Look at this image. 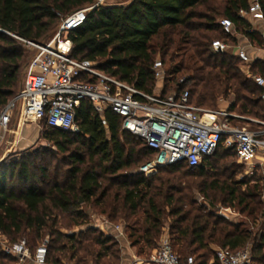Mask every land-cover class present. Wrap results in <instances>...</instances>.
<instances>
[{
	"label": "trees",
	"instance_id": "obj_1",
	"mask_svg": "<svg viewBox=\"0 0 264 264\" xmlns=\"http://www.w3.org/2000/svg\"><path fill=\"white\" fill-rule=\"evenodd\" d=\"M258 1L264 15V0ZM93 2L0 0V108L16 93L14 87L23 54L13 35L39 42L38 39L54 24L59 26L62 18ZM249 4V0H128L125 4L106 3L92 9L83 25L67 33V39L71 41L70 54L76 59L96 61L105 74L146 93L153 92L156 80L152 66L159 56L164 69L163 95L187 90L191 104L213 110L220 96L224 98L233 93L234 100L227 108L229 112L236 109L239 115L264 120L262 89L242 73L238 57L230 51L215 54L210 50L214 39L237 44L236 36L226 35L221 30L219 20L222 17L231 19L236 33L245 36L251 45L264 46L260 33L250 30V23L238 16V12L248 9ZM258 67L264 76V61L260 58L253 61L252 73H256ZM178 73L182 77L177 78ZM170 82L174 83L172 90L166 91ZM234 120L229 119L231 124ZM75 123L78 127L75 132L42 123V138L54 143L60 151L66 152L75 145L69 155L71 166L65 182L55 180L44 189L33 179L24 159L0 163V235L8 241L14 242L19 236L31 232L38 238L47 228L54 210L72 215L77 225L84 223L85 213L79 205L82 199L83 203L92 202L93 206L99 207L97 213L106 216L111 223L119 213L120 217L127 219L142 209V220L135 218L130 226L125 223L123 230L131 246L141 244L151 252L157 247L153 242L161 235L163 217H173L168 237L182 264L188 257L184 256L186 252L195 254L198 250L203 252L194 264H208L210 259H213L212 264H217L215 253L210 255L211 244L237 250L251 242L249 230L228 221L222 223L193 202H188L185 208L182 199L173 200L171 193L165 195L164 187L169 191L180 190L171 184L178 177L160 176V173L171 175L180 172L207 177L208 171H213L208 160L221 148L225 155L236 158L233 148H223L220 142L215 152L205 157L197 167L179 162L159 167L150 175L136 170L122 176L123 171L135 167L141 159H145L144 162L151 159L153 150L134 134L121 129L119 115L106 108L101 117L87 100H82L76 108ZM133 144L139 148L135 149ZM14 173L19 182L26 184L24 188L16 190L8 181L7 177ZM41 173L48 177L45 168ZM99 178L107 184L102 186ZM218 182L214 179L206 187L225 191L224 182L221 185ZM113 185L116 190L111 195L109 191ZM229 193L241 204L247 198L254 200L258 195L251 191L237 194L234 186ZM157 195L164 198L162 206L170 207L167 215L156 201ZM139 223L143 224L141 228L137 226ZM51 235L54 237L50 247L47 246L46 263L61 264L58 256L50 257L49 253L66 249L70 252L69 260L76 259V264H101L103 259L120 263L119 242L94 227L78 234L55 231ZM254 240L251 264H262L264 221L258 238ZM81 252L84 254L77 257ZM15 261V257L0 249V264Z\"/></svg>",
	"mask_w": 264,
	"mask_h": 264
},
{
	"label": "built area",
	"instance_id": "obj_2",
	"mask_svg": "<svg viewBox=\"0 0 264 264\" xmlns=\"http://www.w3.org/2000/svg\"><path fill=\"white\" fill-rule=\"evenodd\" d=\"M107 0H94L88 6L76 9L60 20L57 36L83 25L87 14L106 4ZM238 16L253 18L263 23L260 32L264 40V15L258 0H251L248 9L240 10ZM221 30L230 36L237 35L231 19L219 20ZM250 30H254L251 28ZM15 38L33 50L21 85L15 95L0 108V146L11 141L12 125L33 123L75 132V111L82 100L89 101L94 110L103 117L106 108L121 117V129L140 138L153 150L151 159L138 167L137 172L150 175L159 167L175 163L200 166L203 159L211 156L221 142L224 148H233L236 159L250 164L254 159L264 160V120L250 119L256 129L231 124L229 119H249L225 109H205L189 102L187 90L177 94L163 95L162 87L155 84L152 93H146L128 83L105 74L96 61L76 59L70 54L71 41L64 45L35 42ZM250 44V43H249ZM249 44L231 45L228 41L214 39L210 50L215 54L234 51L240 60V70L262 89L264 101V76L252 73L255 59L264 61V46L257 47L260 57L250 56ZM252 46V45H251ZM156 82L163 80L164 69L160 59L153 63ZM208 117V118H207ZM106 220V219H105ZM108 221V220H106ZM118 234H123L121 224L114 225ZM4 237V236H3ZM1 250L15 257L19 264L31 260L34 264H46L47 244L43 242L31 251L25 238L10 242L0 240ZM214 259L217 264H251V249L246 245L237 250L217 248ZM151 264H182L174 251L167 232L160 237L157 247L151 252ZM184 264H194L192 256Z\"/></svg>",
	"mask_w": 264,
	"mask_h": 264
},
{
	"label": "rangeland",
	"instance_id": "obj_3",
	"mask_svg": "<svg viewBox=\"0 0 264 264\" xmlns=\"http://www.w3.org/2000/svg\"><path fill=\"white\" fill-rule=\"evenodd\" d=\"M251 2V0H249ZM128 2V0H107V4H118L122 3L125 4ZM58 31V23L54 24L41 38L38 39L39 42L42 43H49L51 41L55 40V44L58 45L60 43H64L67 39V34H63L61 36H57ZM262 37V36H261ZM263 39V38H262ZM17 40L21 50H22V58L20 61V66L17 73V84L14 87V92H17L22 79L25 75V72L27 70V66L30 62V59L33 55V50L28 48L25 44L21 45L20 41ZM253 52H258L257 47L255 45H252L250 48ZM234 52V51H230ZM180 56V55H179ZM177 57V60L180 59V57ZM157 59H160L159 56H157ZM260 67V66H259ZM259 67L256 68V73H259ZM182 77L181 73H178L176 76ZM165 82L163 80H159L158 82L155 81V84H158L159 86L163 87V84ZM174 83L170 82L166 85V91H171L172 86ZM234 100V94L230 93L227 97H219L217 99V105L215 109H221L228 107L231 102ZM206 109V108H205ZM232 113L238 114V111L235 109ZM245 117L249 119H235L232 121V124L238 125V126H248L252 129H256L257 125L251 121L250 119H256L253 116L245 115ZM208 118V117H207ZM28 126H31V130L35 129L36 133L39 134L38 138L31 143L24 144H17L16 143V132H14L13 138L8 143H3L0 146V163H6L9 164L12 161H22L23 159L27 162L28 170L31 173L34 180L37 181L38 186L41 188H46L48 184L50 185L55 180H58V182L63 183L66 180V174L68 169L71 166L70 162V153L74 151V146L72 145L68 151L62 152L60 151L52 142H49L48 140L42 138V130L43 127L33 125L32 123L26 124ZM38 131V132H37ZM135 149L139 148V145L133 144ZM224 148V146L222 145ZM145 159H141L139 163L135 167L128 168L127 170L122 172V176L128 175L130 173H133L138 169L139 166H141ZM208 166H211L213 168V171H208L209 176H199V175H184L180 172H176L171 175H167L164 173H160V176L163 177H178L177 180L173 179L171 182L172 185H176L180 190L177 191H169L166 190L167 188L164 187L163 191L166 194H172L173 200H176L178 198L182 199L184 204V207H187L188 202H193L194 205L201 210L205 212L211 213L214 217H217L221 220L223 223L224 221H228L230 223H233L237 225L241 229L249 230L252 234V240L250 243L247 244V246L251 249L252 246L255 244V240L258 238L259 233L261 232L262 223L264 221V160L260 159H254L252 162L248 165L242 164L237 161L235 156L228 155L223 153V149H219L217 154H215L213 157H211L208 160ZM45 168L48 172V177L45 178L42 176L41 169ZM137 168V169H136ZM209 170V168H207ZM16 172V171H15ZM8 176V175H7ZM214 176V177H213ZM9 182H12L15 186L16 190L24 188L26 185L24 182H19L16 179V174L14 173L13 176L7 177ZM218 180V184L221 185V182H224L223 185L225 186L226 190L221 191L220 189H208L206 187L207 184H209L212 180ZM100 182L102 183V186H105L107 182L103 180L102 178H99ZM120 180V179H119ZM235 187L237 190V194L244 195L247 192H257L258 195H256L252 200L250 201L248 198L245 200L244 203H239L238 199H234L231 197L229 191L230 188ZM255 188V189H254ZM116 190V186H112L111 195L114 194ZM163 193V194H164ZM156 201L162 206L164 198L162 196L157 195ZM111 200L110 198L108 199ZM182 202V203H183ZM80 208L85 213V222L77 225L75 224V219L72 215L59 211L54 210L52 218L47 223V228L44 229L40 236L38 238L34 237L33 232L28 233L27 235L19 236V239L25 238L29 242L30 250H33L35 247H37L39 244L46 242L47 246L50 247V243L54 235H51L52 232L59 231L62 234H78L80 231H84L89 227L95 228V214H98L99 207L93 206L92 202L90 203H83L82 199L79 201ZM165 215L170 210V207L162 206ZM142 209H139L136 214H133L130 218H123L120 217V213L117 219L113 221L112 223L114 225L121 224L122 226L125 225V223H128L129 226L132 224L133 220L135 218H139L142 220ZM120 217V218H119ZM173 221V217L171 216H164L162 219V227L165 228V232L167 234L170 231V224ZM141 222V221H140ZM220 223V224H222ZM138 228H141L143 226L142 223H139L137 225ZM98 229V228H96ZM99 230V229H98ZM51 232V233H50ZM161 233H163L161 228ZM86 234V233H85ZM126 236V235H125ZM2 235H0V240H3ZM6 239V238H5ZM65 242V240H62ZM160 241V236L156 238V241L153 242L154 246H157ZM86 241H83V244L86 245ZM212 251L210 252V255L213 256L215 253V250L219 248L217 245L211 244L210 245ZM120 248V244H119ZM176 248V247H175ZM1 249V248H0ZM116 250V249H115ZM140 251V252H138ZM134 252L138 254L143 262L147 263L148 258L150 256L151 250L148 248L143 247L141 244H138L137 247L134 248ZM203 252V250L196 251L195 254H191L186 252L184 256H192L195 260V262H198V257ZM69 254L70 252L66 249L63 252H52L50 251L49 256H58L61 260V264H76V259L69 260ZM84 253H77V257L81 256ZM11 256V255H10ZM8 264H19L17 259L15 262H10ZM24 264H34L31 260H27ZM49 264V263H46ZM101 264H116L113 259L106 260L103 259L101 261ZM257 264V263H253ZM264 264V263H262Z\"/></svg>",
	"mask_w": 264,
	"mask_h": 264
},
{
	"label": "crops",
	"instance_id": "obj_4",
	"mask_svg": "<svg viewBox=\"0 0 264 264\" xmlns=\"http://www.w3.org/2000/svg\"><path fill=\"white\" fill-rule=\"evenodd\" d=\"M246 20L250 23L251 28H253L254 31H257L260 33L261 30L263 29V23L261 21H258V20L253 19V18H248ZM235 36L237 38V44H242V45L249 44V41L247 40V38L245 36L239 35V34H237ZM247 47H248V53L250 56L260 57L259 51L253 52L252 50H250V48L252 47L251 44H249ZM228 105H230V104H228ZM221 109H225V108H221ZM33 125H36V124H33ZM12 126H13L15 132L18 131V132H16V143L17 144L21 143V144L26 145L27 143H31L30 142L31 139H34V140H32V142H33L39 136V134L36 133L35 129L31 130V128H30L31 126H28L26 124H18V125L14 124ZM36 126H38V125H36ZM105 219L107 220L106 216L100 215V214H95V218H94L95 228H98L105 235L113 236L115 238V236L118 234V232L114 228V224H112L109 221H106ZM122 228H123V226H122ZM162 231H163V233H161L160 237L165 232L164 227H162ZM116 240L120 244V263L119 264H151L149 262H147V263L143 262L142 258L134 252L135 247L130 245V242L128 241L127 237L125 236L124 230H123V234H121L119 237H117ZM212 263H213V259H210L208 261V264H212Z\"/></svg>",
	"mask_w": 264,
	"mask_h": 264
},
{
	"label": "bare ground",
	"instance_id": "obj_5",
	"mask_svg": "<svg viewBox=\"0 0 264 264\" xmlns=\"http://www.w3.org/2000/svg\"><path fill=\"white\" fill-rule=\"evenodd\" d=\"M69 43H70V42H69V41H67V42H65V43H64V45H66V44H69Z\"/></svg>",
	"mask_w": 264,
	"mask_h": 264
}]
</instances>
